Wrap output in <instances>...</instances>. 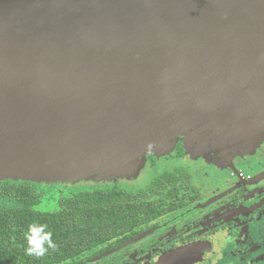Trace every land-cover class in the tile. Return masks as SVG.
Masks as SVG:
<instances>
[{
  "label": "water",
  "instance_id": "1",
  "mask_svg": "<svg viewBox=\"0 0 264 264\" xmlns=\"http://www.w3.org/2000/svg\"><path fill=\"white\" fill-rule=\"evenodd\" d=\"M263 138L264 0H0L1 182L132 180L180 140Z\"/></svg>",
  "mask_w": 264,
  "mask_h": 264
},
{
  "label": "flooded vegetation",
  "instance_id": "2",
  "mask_svg": "<svg viewBox=\"0 0 264 264\" xmlns=\"http://www.w3.org/2000/svg\"><path fill=\"white\" fill-rule=\"evenodd\" d=\"M233 152L209 155L208 161V153L188 155L179 141L167 156H148L137 180L89 183L130 193L138 197L135 205L150 206L125 231L91 241L62 238L60 246L70 251L41 261L29 256L25 264H257L256 253L264 248V138ZM143 175L144 183L134 184Z\"/></svg>",
  "mask_w": 264,
  "mask_h": 264
},
{
  "label": "trees",
  "instance_id": "3",
  "mask_svg": "<svg viewBox=\"0 0 264 264\" xmlns=\"http://www.w3.org/2000/svg\"><path fill=\"white\" fill-rule=\"evenodd\" d=\"M43 186L29 182L0 183V264H25L30 260L24 251V233L32 223L48 225L57 248L45 257L54 258L70 251L60 246L62 238L91 241L101 233L125 231L122 227L130 225L132 217H142L150 206L135 205L133 201L138 197L130 193L97 187L65 196L59 200L57 211L45 212L38 208L44 196L40 189ZM60 233L70 236L62 237ZM68 244L71 243H65Z\"/></svg>",
  "mask_w": 264,
  "mask_h": 264
},
{
  "label": "rangeland",
  "instance_id": "4",
  "mask_svg": "<svg viewBox=\"0 0 264 264\" xmlns=\"http://www.w3.org/2000/svg\"><path fill=\"white\" fill-rule=\"evenodd\" d=\"M242 142H244V141H242ZM256 145H257V143L256 144H251V145L250 144L249 145L242 144V143H238V144L237 143H230V142H227V140H226L225 143H220V142L219 143H213L211 145V147H209V149L207 150V152H204L202 155L208 153V154L204 155L203 158L209 161L210 158H211L209 155L214 154V158L217 159L221 155H223L224 150L225 151H229L230 150L231 153H234L233 151L246 150V149H249V148L252 149ZM240 154H242V152H240L239 154H237L235 156H239ZM188 155H190V154H188ZM147 160H148V157H147ZM142 177L143 178H141L138 182H136L134 184H140V185H142L144 183V180H145L144 178L146 176L143 175ZM137 179H132V180H137ZM123 180L132 181V180H128V179H123ZM117 181H120V180H117ZM5 182H14V181H5ZM113 182H115V181H113ZM0 183H2V182L0 181ZM90 183H92V182H90ZM108 183H112V182H108ZM96 184H99V183H96ZM41 185H44L43 187L40 188L41 189V192L44 193V196H43V199H42V204L38 208L41 211H45V212H55V211H57L58 210V206H59V200L61 198L65 197V196H68V195H70L72 193H75V192L86 191V190H91V189H94L95 188V185H91L88 182H82V183H79L78 185H74V186L73 185H68L67 186V185H63V184H58V185H45V184H41ZM126 186L129 189H131V188H135L138 185H129L128 184ZM96 187H99V186H96ZM6 203H9V202L6 201ZM256 254H258V257L256 258L257 260L255 262H257V264L258 263L264 264V248H262ZM217 264H231V262L220 260V261H218Z\"/></svg>",
  "mask_w": 264,
  "mask_h": 264
},
{
  "label": "clouds",
  "instance_id": "5",
  "mask_svg": "<svg viewBox=\"0 0 264 264\" xmlns=\"http://www.w3.org/2000/svg\"><path fill=\"white\" fill-rule=\"evenodd\" d=\"M26 246L25 254L37 259L45 257L49 251H55L56 242L53 240V233L48 230L47 224L32 223L28 225L24 233Z\"/></svg>",
  "mask_w": 264,
  "mask_h": 264
}]
</instances>
